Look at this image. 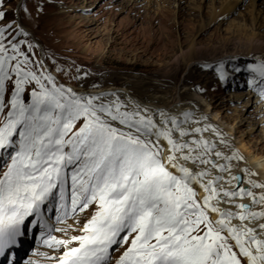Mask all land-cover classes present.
Wrapping results in <instances>:
<instances>
[{
  "label": "snow or ice",
  "instance_id": "6c2138e0",
  "mask_svg": "<svg viewBox=\"0 0 264 264\" xmlns=\"http://www.w3.org/2000/svg\"><path fill=\"white\" fill-rule=\"evenodd\" d=\"M6 3L0 0V21L7 20ZM23 11L29 14L27 7ZM10 27L0 26V264H15L11 250L23 234L25 219L35 216L33 223H41L44 208L53 201L58 221L96 205L80 229L82 235L70 240L48 235L43 240L49 247L66 248L57 264H108L114 247L130 238L116 264H264V238H259L264 223H244L264 219V210L251 208L264 205V193L257 196L239 184L218 188L223 177L199 167L226 170L213 159L222 156L213 153L214 145L203 138L182 139L189 133L175 117L158 125L138 112L120 111L119 103L78 95L46 71L26 70L32 60L21 48L26 41L16 37L29 33L15 21V35L9 33L6 46L5 29ZM249 67L264 78V62ZM220 79H226L222 70ZM30 82L39 90L33 88L25 103L22 93ZM248 83L255 86L257 81ZM258 91L264 98V84ZM78 120L82 124L72 131ZM197 187L204 192L201 198ZM238 196L249 197L250 203L237 204ZM221 202L239 211L220 207ZM210 213L219 218L212 220ZM233 219L240 225L232 224ZM73 241L78 246L70 247Z\"/></svg>",
  "mask_w": 264,
  "mask_h": 264
},
{
  "label": "rangeland",
  "instance_id": "374dc122",
  "mask_svg": "<svg viewBox=\"0 0 264 264\" xmlns=\"http://www.w3.org/2000/svg\"><path fill=\"white\" fill-rule=\"evenodd\" d=\"M226 5L227 0H8L4 5L7 20L0 21V26L11 24L5 29L7 46L18 20L29 33L16 37V41H26L21 48L32 60L26 70L37 74L46 71L38 58L41 56L52 73L78 95L109 87L125 89L156 109L147 113L121 90L92 95L97 96V102L119 103L122 112L151 117L158 125L165 117L162 108L172 109V97L179 98L178 102L189 110L185 126L179 124L189 133L182 139L203 138L214 145L213 153L226 154L235 165L244 163L240 146L264 160V98L258 91L264 78L249 67L264 62V58L245 56L242 45L245 38L257 35L264 40V0H242L229 11ZM220 11L224 14L218 17ZM28 44L32 45L30 51ZM221 70L226 74L224 80L220 79ZM250 79L257 84L250 85ZM33 88L39 90L35 82L24 85L25 103L30 102ZM10 94V90L6 92V100ZM191 96L210 109L205 106L203 111ZM82 122L76 121L72 131ZM111 123L124 128L118 122ZM195 128L202 131H192ZM173 135L180 139L178 131ZM205 135L214 137L215 143ZM213 159L217 162L218 158L213 155ZM199 167L218 171L211 165ZM197 197L201 198L198 190ZM95 210L96 205H91L85 212H77V218L61 225L67 231H60L57 238L70 240L82 235L80 229ZM130 242L131 238L128 244L114 247L110 264H116ZM229 243L234 245L232 240ZM73 245L75 241L69 246Z\"/></svg>",
  "mask_w": 264,
  "mask_h": 264
},
{
  "label": "bare ground",
  "instance_id": "6f19581e",
  "mask_svg": "<svg viewBox=\"0 0 264 264\" xmlns=\"http://www.w3.org/2000/svg\"><path fill=\"white\" fill-rule=\"evenodd\" d=\"M241 1L242 0H227L226 7H229L228 11L232 7H235L236 3H240ZM222 12L221 11L218 12V17H220L221 14H224ZM260 20L261 19H259L258 22H261ZM258 36L259 35H257L254 38H250V37L245 38L242 41L245 56H248V57L254 56V58H257V57H259V58L263 57L264 58V40H262L261 37H258ZM263 58H261L260 60L262 61ZM58 80L60 81V79H58ZM69 87H70V89H72L71 86H69ZM115 90H121V92H124V94L126 95V98L129 99V101H134V103H136L137 106H140L141 108L146 110L147 113H149V111H151V110L156 109L153 104H150V103L147 104V103L141 102L138 99L134 98L125 89H120V88L116 89L114 87H109V88H105L102 90H92L89 93L90 94H98L99 92H104V91L105 92L106 91L114 92ZM191 97H192L191 99L197 100L198 103L201 104V106L203 107V111H205L206 107H207V109H210V106H206V104H204V102L198 100L197 97L196 98H194V96H191ZM178 101H179V98L177 99V98L172 97V102L170 105H173V108L172 109L162 108V109H163V112L165 114V117H168V118L175 117L177 119V121L179 122V124H182L183 126H185L186 118L188 116L189 110L187 108L183 107L182 105H184V104L181 105ZM165 117L162 116L161 118L164 119ZM216 120H218V119L216 118ZM222 129L226 130V126H222ZM230 131L232 132L234 130L231 129ZM205 139H209L212 143H215V138L212 136L205 135ZM164 145H166V143ZM239 149H240V151H243V153H245L243 164L237 163V164L233 165L232 161H230V158L228 156L226 157V154L224 155L221 152L223 157L222 158L219 157L217 159L216 163L217 164H223L226 170L223 172L220 171V174L218 172L219 170L218 171L216 170L217 172H216L215 176L223 177L222 180L217 181V182H219L217 187L219 188L220 186H223V188L230 189L234 185L239 184L240 187L248 188L251 191H253L257 196H259L261 193H264V188L253 187L252 184L250 183V181H254L256 184H260V182H264V160L260 159L256 155H254L249 149H247L246 146H242V147L240 146ZM226 160L228 161L227 165H225ZM214 169H216V168H214ZM237 172L240 173V175H241L240 179L239 180H231L230 177L231 176H237L236 175ZM208 178H211V177H208ZM197 190L200 192L201 197H203V195H204L203 190L200 189L199 187H197ZM243 197H245L246 199H241L240 196L236 197V203L237 204L238 203H250L249 197H247V196H243ZM219 206L220 207H230L231 209L234 208L233 207L234 205H227L226 206L222 202L219 204ZM251 208L253 211H261V210H264V205L256 204V205H252ZM236 211H239V210L237 208H235V212ZM210 215H211L213 220H216L219 218L216 213H210ZM237 222H239L238 219H233L231 221V223L235 224V225L237 224ZM244 223L248 224L249 226H255L257 223H264V219L259 220V221H251V222L245 221ZM257 231L259 232V229H257ZM259 238H264V236H261Z\"/></svg>",
  "mask_w": 264,
  "mask_h": 264
},
{
  "label": "water",
  "instance_id": "95a60500",
  "mask_svg": "<svg viewBox=\"0 0 264 264\" xmlns=\"http://www.w3.org/2000/svg\"><path fill=\"white\" fill-rule=\"evenodd\" d=\"M211 173H212V175H213V176H215V174H216V173H215V171H213V172H211ZM236 175H237L238 177H240V176H241V175H240V173H238V172H237V174H236Z\"/></svg>",
  "mask_w": 264,
  "mask_h": 264
}]
</instances>
